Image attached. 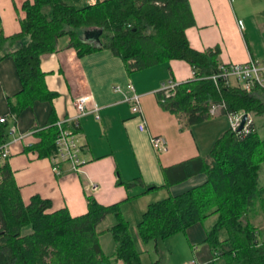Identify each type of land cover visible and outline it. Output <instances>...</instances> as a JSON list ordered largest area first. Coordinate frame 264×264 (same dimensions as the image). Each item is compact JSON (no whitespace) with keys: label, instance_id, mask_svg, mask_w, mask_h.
I'll return each instance as SVG.
<instances>
[{"label":"trees","instance_id":"obj_1","mask_svg":"<svg viewBox=\"0 0 264 264\" xmlns=\"http://www.w3.org/2000/svg\"><path fill=\"white\" fill-rule=\"evenodd\" d=\"M189 6L188 0H100L83 8L64 0L24 1L19 33L4 35L0 19V61L10 56L21 80V90L7 99L11 121L36 101L49 103L57 96L45 84L40 61L43 55L56 52L62 36L69 37L78 56L109 49L124 62L128 75L171 60L186 62L195 70V78L177 84L170 97L162 91L157 94L160 106L178 115L185 129L211 119L209 107L219 102L225 105L222 116L241 111L264 116L263 89L248 92L208 79L217 71L219 49H192L185 32L194 26ZM92 28L102 30L98 45L81 39L80 32ZM55 121L52 111L47 126L34 135L29 151L36 158L49 159L57 148ZM250 126L239 135L228 128L206 156L161 166V187L144 186L139 178L125 183L144 188L127 198L132 200L149 190L169 189L193 175H206L203 185L149 203L136 224L143 243L187 233L192 225L214 218L204 241L212 258L203 264H264V229L252 222L259 214L264 221V139ZM9 127V122H0L2 145ZM0 174V264H115L117 260L142 264L120 203L103 206L88 197L87 212L74 217L66 208L52 210V203L40 196L24 203L6 162L0 164ZM108 214L115 217L106 230L115 247L105 255L97 226Z\"/></svg>","mask_w":264,"mask_h":264},{"label":"crops","instance_id":"obj_2","mask_svg":"<svg viewBox=\"0 0 264 264\" xmlns=\"http://www.w3.org/2000/svg\"><path fill=\"white\" fill-rule=\"evenodd\" d=\"M24 1L31 0H0L4 35L19 33L18 19L25 15L21 9ZM64 1L70 6L83 8L85 6L82 5L95 4L100 0ZM188 4L194 26H189L185 32L192 49L206 52L218 48L219 65L239 64L250 59L264 60V0H188ZM80 36L85 42L83 31ZM77 51L71 47L69 37L62 36L58 39L56 52L41 57L45 84L57 96L49 103L36 101L25 108L14 119L15 122L11 121L7 99L21 90V80L10 56L0 61V117L5 118L9 126L14 125L5 143L10 153L5 162L21 190L24 203L30 197L40 196L52 203V210L66 208L74 217L87 212L88 197L103 206L120 203V212L131 226L130 233L136 245L141 241L136 224L149 203L159 201L162 196H176L191 187L203 185L206 175H193L169 189L149 190L132 200L127 198L144 188L138 183L133 187L125 183L139 178L144 186L161 187L164 185L161 166L168 167L193 156H206L215 140L228 130L227 121L223 123L226 117L219 114L185 129L178 115H172L160 106L157 94L163 84H180L193 79L194 69L186 62L171 60L128 75L124 62L109 49L103 48L83 57L78 56ZM129 83L141 96L145 132L139 130V117L131 112L130 104L125 101L129 95ZM80 96L91 98L97 107V112L79 118L77 132L86 164L77 174L65 162L59 166L58 174L52 168V161L36 158L29 149L36 132L47 126L52 111L56 119L54 124L75 116L74 103ZM249 116L257 131L255 118L264 119V116ZM151 136H162L167 143L166 149L155 152ZM261 180L264 185V179ZM93 184L98 188L91 191ZM205 222L192 225L185 233L190 238L192 258L201 263L212 258V251L204 241L206 230L214 223L211 221L209 225ZM113 223L114 214H108L97 226L105 255L114 251L113 238L108 254L103 247V240L107 244L112 242L107 239L106 230ZM115 264L124 263L117 260Z\"/></svg>","mask_w":264,"mask_h":264},{"label":"built area","instance_id":"obj_3","mask_svg":"<svg viewBox=\"0 0 264 264\" xmlns=\"http://www.w3.org/2000/svg\"><path fill=\"white\" fill-rule=\"evenodd\" d=\"M240 27L242 26L239 21ZM193 79L195 78L194 70ZM212 82L217 84L218 80L222 81L225 85H232L234 87L242 88L250 92L254 87L261 88L264 90V60L260 61L258 59H250L246 62L238 63H227L226 65H218L216 73L208 77ZM235 84V85H234ZM176 83L169 82L163 84L159 91H162L165 97L172 96L174 89H176ZM119 88V87H118ZM129 95L125 98V101L129 103L130 110L136 116L139 117L140 123L138 128L140 131H146L145 117L143 116L141 108V96L135 91L134 85L132 83L128 84ZM75 116L71 118H63L62 120L55 123L57 133L55 137V151L51 154L49 158L52 164L53 170L59 174V166L65 162L69 163L71 171L79 174L82 171V166L86 164V160L82 157L81 144L78 138V128H79V118L84 117L91 112H97L96 104H94L89 97L80 96L76 99L75 103ZM225 105L221 102L214 103L209 107L208 114L210 117L222 114ZM245 112L241 111L239 113L229 112L226 115L228 121L229 129L236 135L242 132H247L251 127V119L248 114V119L244 124V128L240 131V123L242 115ZM98 118L97 114H95ZM99 119V118H98ZM0 122L6 123L5 118L0 117ZM14 125L9 127V131L13 132ZM150 142L152 143L153 150L157 153L166 149V141L162 136H151ZM9 148L7 144H0V164L5 163L9 157ZM2 176L0 174V181ZM90 190H96L98 188L96 184L90 186ZM184 264V263H183ZM186 264H203L198 261L197 258H192V260Z\"/></svg>","mask_w":264,"mask_h":264},{"label":"rangeland","instance_id":"obj_4","mask_svg":"<svg viewBox=\"0 0 264 264\" xmlns=\"http://www.w3.org/2000/svg\"><path fill=\"white\" fill-rule=\"evenodd\" d=\"M224 121H227V119L223 120V123L225 124ZM255 126H257L256 128L258 136L264 139V119H260L259 117L255 118ZM262 167L263 171L261 172V179H264V164L262 165ZM163 198L164 196H162V199ZM210 219L205 223L210 225L211 221H213L214 218ZM252 222L255 223L254 225L259 230L264 229V221L262 220L261 214L256 216L252 220ZM106 237L107 239L112 241V236L110 233H108ZM103 241L104 250L108 254L111 244H113V241L110 244H107L105 240ZM136 248L141 254L142 264H152L156 261L158 262V264H186L192 260L191 255L193 252L191 248L190 238L187 234L183 232H178L176 235H173L171 237L169 236L168 238L160 240L156 243L154 241H150L149 243H143V240H141L139 243H136Z\"/></svg>","mask_w":264,"mask_h":264},{"label":"water","instance_id":"obj_5","mask_svg":"<svg viewBox=\"0 0 264 264\" xmlns=\"http://www.w3.org/2000/svg\"><path fill=\"white\" fill-rule=\"evenodd\" d=\"M101 33H102V30H97V29H94V28L84 30L83 31L84 41L87 42V43L88 42H92L95 45H98L100 43V39L99 38L101 37ZM248 114L249 113L245 112L242 115L240 128H239L240 131L242 130V128H244V124H245V122L248 119Z\"/></svg>","mask_w":264,"mask_h":264}]
</instances>
